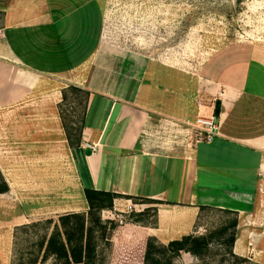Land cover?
<instances>
[{
	"label": "crops",
	"instance_id": "crops-1",
	"mask_svg": "<svg viewBox=\"0 0 264 264\" xmlns=\"http://www.w3.org/2000/svg\"><path fill=\"white\" fill-rule=\"evenodd\" d=\"M93 1L0 0V109L28 106L25 101L44 87L59 89L58 81L77 85L80 70L87 71L94 58ZM203 71L201 77L222 101L221 135L211 143H191L183 112L159 110L143 90L136 98L119 91L91 93L82 144H68L82 203L67 213L89 212L87 188L132 197L117 198L112 208L98 212L96 250L107 228L101 213L130 214L131 205L143 213L145 205L134 199L162 201L155 223L145 227L148 237L139 241L141 251L150 236L166 245L194 234L206 211L235 215V255L253 254L254 243L264 240V47H229ZM83 79L86 85L90 77ZM86 142L99 144V151L87 155ZM8 185L4 194L17 190L16 182ZM25 217L30 222L31 216ZM6 221L12 227L25 222L14 221L10 209ZM124 248L119 255L130 254V247Z\"/></svg>",
	"mask_w": 264,
	"mask_h": 264
},
{
	"label": "rangeland",
	"instance_id": "rangeland-1",
	"mask_svg": "<svg viewBox=\"0 0 264 264\" xmlns=\"http://www.w3.org/2000/svg\"><path fill=\"white\" fill-rule=\"evenodd\" d=\"M93 2L94 58L87 71L80 70L77 86L90 94L119 91L132 98L143 90L147 102L157 103L159 110L183 112L191 135L189 122L197 115L196 101L217 99V106L222 102L215 86L202 78L209 60L229 47H264V0ZM85 75L90 77L86 85ZM55 83L59 89L44 87L25 101L28 106L0 109V171L7 183L17 185L15 192L0 195V264H16L21 256L39 253L37 243L47 228L27 224L57 222L82 203L64 122L75 129L82 125L86 97L67 88L68 81ZM65 91L68 98L63 102ZM76 135L74 130L73 139ZM135 203L145 205L143 213H101L107 228L97 240L95 264H117L124 245L130 247V256L123 252L129 264H145L147 242L153 236L146 239L144 251L139 250V241L148 237L145 227L155 223L162 201ZM7 209L14 221L24 224L15 222L12 227L6 221ZM235 221L231 213H203L194 235H210L211 244L200 256L183 251L173 264H264L263 239L254 243L251 255L233 253L229 240Z\"/></svg>",
	"mask_w": 264,
	"mask_h": 264
},
{
	"label": "trees",
	"instance_id": "trees-1",
	"mask_svg": "<svg viewBox=\"0 0 264 264\" xmlns=\"http://www.w3.org/2000/svg\"><path fill=\"white\" fill-rule=\"evenodd\" d=\"M67 88L76 94L82 93L85 95L86 112L91 96L90 92L77 85H69ZM67 98L68 95L65 91L63 93V102ZM61 114L64 120L65 112L62 108ZM84 125V119L82 125L76 129L66 125L64 122L68 141L72 147L81 146ZM74 130L77 131L76 139H73ZM9 189V185L0 171V194L7 193ZM85 197L89 205L88 213L70 212L60 215L57 222L47 219L46 221L27 224L26 227L37 228L42 226L47 228V231L37 243L39 253H32L28 257L21 256L16 264H47L50 261H52V264H95V232L96 228L100 226V219L97 217L98 212L102 209L112 208L115 200L124 196L110 191L87 188L85 189ZM124 198L132 199L130 196ZM137 200L143 203H154L157 201L155 199H134V201ZM236 223V221L233 223L235 228ZM226 230L227 228L224 229V231ZM235 239L236 235L234 232L229 240L231 247ZM211 241L210 235L196 236L190 234L165 245L160 244L155 237H152L147 242L144 262L145 264H173V259L179 257L183 251L200 256L208 249ZM126 260L122 252H120L118 264H127Z\"/></svg>",
	"mask_w": 264,
	"mask_h": 264
},
{
	"label": "built area",
	"instance_id": "built-area-1",
	"mask_svg": "<svg viewBox=\"0 0 264 264\" xmlns=\"http://www.w3.org/2000/svg\"><path fill=\"white\" fill-rule=\"evenodd\" d=\"M216 101L217 99L210 102H205L201 99L196 101L197 115L194 121L189 122L192 128L191 143H211L217 136L221 135V124L218 113L219 106H217ZM84 145L85 148L91 149L93 153L99 151L100 148L99 144L96 143L86 142ZM260 194L261 206L264 209V171H262ZM134 210L135 207L131 205L129 207V213Z\"/></svg>",
	"mask_w": 264,
	"mask_h": 264
},
{
	"label": "water",
	"instance_id": "water-1",
	"mask_svg": "<svg viewBox=\"0 0 264 264\" xmlns=\"http://www.w3.org/2000/svg\"><path fill=\"white\" fill-rule=\"evenodd\" d=\"M218 113H219V110H218ZM86 153H87V155H91L92 150H91V149H87V150H86Z\"/></svg>",
	"mask_w": 264,
	"mask_h": 264
}]
</instances>
